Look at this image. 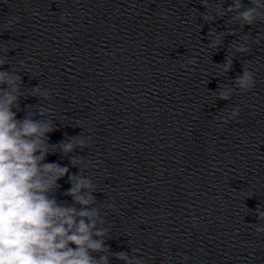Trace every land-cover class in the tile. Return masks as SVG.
Wrapping results in <instances>:
<instances>
[{
  "label": "clouds",
  "instance_id": "1",
  "mask_svg": "<svg viewBox=\"0 0 264 264\" xmlns=\"http://www.w3.org/2000/svg\"><path fill=\"white\" fill-rule=\"evenodd\" d=\"M203 7L207 11L201 15L208 22L228 16L241 28L264 23V0H231L227 7L204 0ZM213 11L215 16L210 14ZM61 20L66 22L64 16ZM222 36L223 33L216 35L209 47H219ZM249 39V35L240 37L241 42H234L232 50L249 52ZM195 63V59L188 60V64ZM232 63L228 58L216 63V67L221 74L228 73ZM6 64L9 65L7 53L0 57V264H112L113 260L118 264H144L137 249H131L132 255L113 252L107 243L110 229L105 226L102 208L94 195L97 188L84 174L92 161L73 155L77 149L90 146V137L80 133L51 143L49 134L56 127L50 109L43 106L33 112L25 110L18 118L21 98H25L22 76L11 65L5 69ZM233 83L236 89L247 92L255 86L254 74L244 67ZM232 91L221 89L218 98L228 100ZM30 96L41 102L49 100L51 93L36 86L31 88ZM238 114V110H232L222 120L226 123ZM55 154L67 158L78 172L70 173L67 165L48 159ZM65 177L70 187L63 195L71 202L57 196L62 188L59 181ZM103 207L114 210L112 204ZM257 218L264 221V211L258 210ZM252 226L257 234L264 233L259 223Z\"/></svg>",
  "mask_w": 264,
  "mask_h": 264
}]
</instances>
